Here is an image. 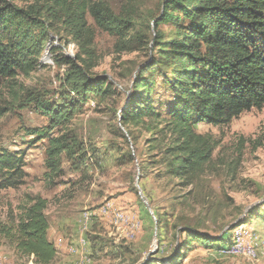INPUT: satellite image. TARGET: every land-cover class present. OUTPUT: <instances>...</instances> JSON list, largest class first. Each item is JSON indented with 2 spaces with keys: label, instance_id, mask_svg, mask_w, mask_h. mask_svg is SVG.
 I'll return each mask as SVG.
<instances>
[{
  "label": "rangeland",
  "instance_id": "1",
  "mask_svg": "<svg viewBox=\"0 0 264 264\" xmlns=\"http://www.w3.org/2000/svg\"><path fill=\"white\" fill-rule=\"evenodd\" d=\"M8 1L18 6L32 3ZM104 1L114 13L130 2ZM131 1L137 12L126 49L119 50L116 36L97 29L87 17L96 55L91 75L105 77L112 94L88 95L69 123L53 130L54 136L67 132L85 147L87 159L78 168L63 159L62 173L48 181L47 140L28 133L49 126L32 96L54 104L72 96L64 81L68 66L60 57L73 58L76 42L58 27L57 42L48 48L50 65H39L13 80L0 79V150L23 153L26 164L24 184L0 190V224L39 196L46 200L49 239L58 251L52 264L64 262L63 244L71 255L65 264H174L183 238L177 230L182 226L215 242L204 247L192 241L191 250L177 264H264V206L259 207L264 201V106L224 125H195L197 133L208 135L217 146L202 173L184 186L161 162L173 133L163 111L169 94L159 78L150 95L159 117L125 128L117 118L135 73L156 56V30L164 39L172 31L168 24L157 29L152 25L163 0ZM239 225L249 232L251 256L227 253L231 229ZM0 256L1 264H34L1 235Z\"/></svg>",
  "mask_w": 264,
  "mask_h": 264
},
{
  "label": "trees",
  "instance_id": "2",
  "mask_svg": "<svg viewBox=\"0 0 264 264\" xmlns=\"http://www.w3.org/2000/svg\"><path fill=\"white\" fill-rule=\"evenodd\" d=\"M136 12L131 0L119 13L104 0H32L25 6L0 0V79L13 80L35 70L48 39L54 37L57 42L54 34L58 27L78 46L73 58L60 57V63L68 66L64 81L72 93L69 100L54 104L31 97L49 121L46 128L28 130L47 140L44 163L48 181L62 173L63 159L75 168L87 159L85 147L74 136L67 132L54 136L53 130L66 126L88 95L112 94L105 77L91 75L96 55L94 31L87 17L97 29L116 36V46L123 50ZM151 20L156 29L168 24L172 31L164 39L156 30V56L135 73L117 118L125 128L159 117L150 97L158 77L169 94L163 111L173 133L161 162L169 174L188 186L202 173L217 146L194 126L224 125L243 112L264 106V0H163L159 15ZM25 165L23 153L1 149L0 190L24 184ZM45 208V199L32 197L20 214L0 224V235L20 257L31 258L34 264H50L57 253L48 237ZM177 232L183 238L172 259L174 264L185 258L192 241L204 247L215 242L192 227L182 226Z\"/></svg>",
  "mask_w": 264,
  "mask_h": 264
},
{
  "label": "bare ground",
  "instance_id": "3",
  "mask_svg": "<svg viewBox=\"0 0 264 264\" xmlns=\"http://www.w3.org/2000/svg\"><path fill=\"white\" fill-rule=\"evenodd\" d=\"M55 42L56 39L54 37H50V39H48V44L39 57V65L47 66L51 64L52 59L48 48L50 44H53ZM231 230L232 232L230 236V244L229 247L227 248L228 249L227 253L231 255L243 254V255L251 256L252 246L254 247V245L248 241L249 232L247 228L244 226H236Z\"/></svg>",
  "mask_w": 264,
  "mask_h": 264
},
{
  "label": "crops",
  "instance_id": "4",
  "mask_svg": "<svg viewBox=\"0 0 264 264\" xmlns=\"http://www.w3.org/2000/svg\"><path fill=\"white\" fill-rule=\"evenodd\" d=\"M48 237H49V227H48ZM57 248V247H56ZM60 250H61V255H64V262L62 263V264H65V261H66V257H71V255H69L68 254V252L66 251V248H65V245L63 244L62 245V247L60 248ZM57 254H58V251H57V253H56V257H57ZM55 257V258H56ZM55 260V259H54ZM75 260V259H74ZM3 262V260H2V258H1V256H0V264ZM53 263V262H52ZM52 263H50V264H52ZM68 263V261L66 262V264Z\"/></svg>",
  "mask_w": 264,
  "mask_h": 264
}]
</instances>
